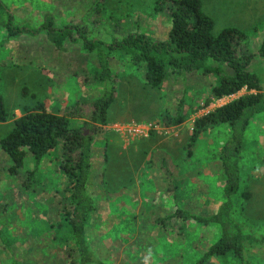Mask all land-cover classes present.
<instances>
[{
	"label": "rangeland",
	"instance_id": "rangeland-1",
	"mask_svg": "<svg viewBox=\"0 0 264 264\" xmlns=\"http://www.w3.org/2000/svg\"><path fill=\"white\" fill-rule=\"evenodd\" d=\"M13 24L39 27L45 16L55 25H79L89 38L108 43L130 32L165 39L171 17L155 12L154 0H0ZM214 19L213 33L236 27L248 35L256 53L264 38V0H202ZM0 9V93L8 117L0 122V139L26 110L43 106L64 115L78 102L99 94L104 61L80 40L57 46L44 31L8 36ZM116 86L105 124L99 125L92 149L88 189L95 209L86 223L87 239L104 264H194L218 237L219 227L197 222L222 201L219 148L227 128L214 126L191 141L195 118L247 93L245 89L210 97L217 77L200 72L168 74L158 87L144 80V70L119 50L99 48ZM104 60V58H103ZM251 70L264 91V58ZM102 83V81H101ZM181 103L183 122L167 124ZM81 125L85 117H68ZM60 149L43 156L36 167L28 153L22 167L0 146V264H75L62 205L67 179L59 169ZM240 186L233 216L244 232L264 235V115L256 114L246 131ZM176 208L192 218L174 216ZM192 214V215H191ZM189 216V217H190ZM252 264H264V247L248 251ZM235 256L212 257L205 264H237Z\"/></svg>",
	"mask_w": 264,
	"mask_h": 264
},
{
	"label": "trees",
	"instance_id": "trees-1",
	"mask_svg": "<svg viewBox=\"0 0 264 264\" xmlns=\"http://www.w3.org/2000/svg\"><path fill=\"white\" fill-rule=\"evenodd\" d=\"M0 9L6 13L8 36L34 35L44 31L57 46L63 45L67 39H78L86 50L96 49L98 61H104L98 76L100 91L93 101L78 102L68 108L64 115L47 112L41 105L38 109L26 110L0 139L1 148L12 161L10 171L16 172L22 167L28 153L33 156L36 167L28 173L27 188L33 182L43 156L59 147L58 167L67 179V197L62 205V216L67 222L70 252L75 255V264H104L86 235L87 219L95 209L94 198L88 189L92 147L99 125L105 124L108 107L116 94L108 61L99 49L101 46L108 50H119L132 63L141 65L144 80L152 87L160 86L168 74L183 76L200 72L217 77L209 92L213 99L235 94L242 89L248 91L195 118L190 140H196L214 126L227 128V136L219 148L222 201L211 214L193 218L200 223L218 226L219 234L194 264H205L212 257L229 258L231 255L237 258V264H252L248 251L263 248L264 235L244 232L233 216V208L240 186V163L246 131L256 114L264 115L263 85L260 77L251 70L255 58H264V38L257 52L252 53L248 35L238 28L225 27L213 33L214 20L203 11L202 0H154V11H167L171 17L165 39L155 40L145 33L130 32L121 37H111L108 43L89 38L79 25L57 26L50 15L45 16L37 28L15 25L12 12L1 1ZM181 108L180 103L175 116H166L167 124L183 122ZM84 115L87 120L80 126L71 125L68 119ZM7 117L0 93V122L6 121ZM174 216L184 219L193 217L181 208H176ZM0 243L5 247L11 245L1 231Z\"/></svg>",
	"mask_w": 264,
	"mask_h": 264
},
{
	"label": "crops",
	"instance_id": "crops-1",
	"mask_svg": "<svg viewBox=\"0 0 264 264\" xmlns=\"http://www.w3.org/2000/svg\"><path fill=\"white\" fill-rule=\"evenodd\" d=\"M207 13V12H206ZM208 14V13H207ZM209 15V14H208ZM210 16V15H209ZM211 17V16H210ZM212 18V17H211ZM213 19V18H212ZM214 20V19H213Z\"/></svg>",
	"mask_w": 264,
	"mask_h": 264
}]
</instances>
